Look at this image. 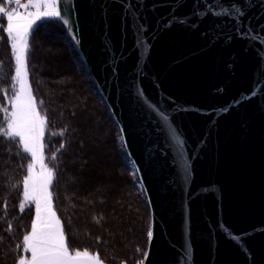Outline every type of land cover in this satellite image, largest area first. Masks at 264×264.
<instances>
[{
	"label": "water",
	"instance_id": "obj_1",
	"mask_svg": "<svg viewBox=\"0 0 264 264\" xmlns=\"http://www.w3.org/2000/svg\"><path fill=\"white\" fill-rule=\"evenodd\" d=\"M231 3L244 15H218ZM65 8L63 26L147 198L153 236L143 264H264V0ZM161 111L182 133L187 179Z\"/></svg>",
	"mask_w": 264,
	"mask_h": 264
},
{
	"label": "rangeland",
	"instance_id": "obj_2",
	"mask_svg": "<svg viewBox=\"0 0 264 264\" xmlns=\"http://www.w3.org/2000/svg\"><path fill=\"white\" fill-rule=\"evenodd\" d=\"M26 2L21 0L22 4ZM0 21L6 26V17H0ZM52 53H57L56 57H52ZM81 61L58 23L49 24L34 35L30 82L34 95L44 101L50 123L45 143L59 136L51 133L66 130L59 136L58 144L63 143L66 147L60 150L59 146H53V153L47 154L46 144L45 156H57L58 152L70 154L64 161L66 169L61 176L62 183L58 180L62 199L58 204L54 198V206L71 248H87L85 246L92 241L91 232L95 231L99 238L93 249L87 248L90 252L100 251L101 258L109 260L110 264H141L149 232L147 198L133 163L123 149L121 132L111 122L106 106L91 82V75ZM62 69L66 74H62ZM7 106L10 110L9 102ZM105 158L112 161L108 163ZM7 166L9 164L4 163L3 169ZM32 207L31 220L35 215ZM27 231H30V224L22 236ZM74 242H78L79 248L73 247ZM21 254L20 251L18 256ZM1 258L2 255L0 264H5Z\"/></svg>",
	"mask_w": 264,
	"mask_h": 264
},
{
	"label": "snow or ice",
	"instance_id": "obj_3",
	"mask_svg": "<svg viewBox=\"0 0 264 264\" xmlns=\"http://www.w3.org/2000/svg\"><path fill=\"white\" fill-rule=\"evenodd\" d=\"M65 3L66 0H27L23 4L21 0H0V17H6V28L0 31L6 33V41L10 45L14 60L12 83L5 90L10 110L8 107L2 109L6 127H0V137L14 141L24 154L29 155L31 162L25 168L21 184L13 187L22 188L19 211L23 213L26 208L31 209L34 206L35 212L30 231L23 235L22 243L16 245L23 253L17 257L16 264H105L99 252L70 247L64 224L54 206V188L59 174L57 156H45V133L50 123L44 109V101L38 100L34 95L30 82V56L34 35L49 24H70V19L66 18ZM218 15L238 17L244 13L236 3H231L227 6L221 4ZM72 39L78 44L75 36ZM260 80H264V71L260 73ZM160 120L161 130L176 142V163L187 179L190 176V164L185 159V141L182 133L167 113L161 111ZM65 131L53 132L51 135L63 136ZM65 147L62 143L59 149ZM4 210L7 211L6 201ZM11 228L12 225L9 224L7 230L11 231ZM148 236L151 239L153 233L150 231Z\"/></svg>",
	"mask_w": 264,
	"mask_h": 264
},
{
	"label": "trees",
	"instance_id": "obj_4",
	"mask_svg": "<svg viewBox=\"0 0 264 264\" xmlns=\"http://www.w3.org/2000/svg\"><path fill=\"white\" fill-rule=\"evenodd\" d=\"M59 26L62 28L63 33L66 35L71 47L74 49L76 54L79 55V53L73 46L64 26L62 24H59ZM2 28H6V26H4L3 22L1 23L0 21V29ZM0 38H2L0 39V127H6V123L3 119L2 109L4 107H8L7 106L8 99L6 98L5 90H7L12 83L11 77L14 75V60L11 54L10 45L6 41V33L0 31ZM81 63L84 66V62L81 61ZM86 72L89 73L87 69ZM91 78L92 77H90V79ZM91 82L93 83L96 91L98 92L100 98L102 99L103 104L106 106V109L111 118L110 119L111 122L115 124V126L120 132V129L117 123L115 122L107 103L105 102L103 96L99 92L94 80L91 79ZM62 140H64V137L62 138ZM59 142H60L59 136L52 139L51 142H46L48 148L47 154L53 153L52 147L59 146L58 145ZM122 145L125 154H127L123 143ZM69 155L68 154L65 155V153H61V152L57 153L56 164L57 167L59 168V175L56 182L57 186L54 188V192H55V200L56 202L58 201V204L59 201L62 199L58 180H60V183H62L63 178L61 176H63V172L66 169L64 165V161L65 159L68 160ZM28 161H29V156L22 152L19 145H17L14 141H9L6 137H0V162H1L0 171L2 169L1 171L2 174L0 175V247H1L0 255H2L1 260L4 261L5 264H14L15 257L18 256V254L20 253V251L16 248V245L22 243L23 236L21 233L25 232V230L29 226L31 216L33 214V207H31V209L26 208V210L23 213L19 211L18 204L21 201L20 199L22 194V188L13 187L14 185L21 184L22 178L25 175V168L28 164ZM4 163L9 164V166L5 167V169H3ZM5 201L7 202V211L4 210ZM147 211L149 214V232H150L151 214L148 204H147ZM9 224L12 225L11 231L7 230ZM87 231H89V229H87ZM96 235L97 233H95V231L91 232L92 241L89 243L87 242L88 244L87 245L85 244L86 245L85 247L93 249V245L97 244L98 241L97 239L99 238ZM148 242H149V236H147L145 249L141 257V264L143 263L147 252ZM74 243H73V247L79 248L80 245L78 244V242H74ZM95 249H97V247ZM105 263L110 264V261L105 260Z\"/></svg>",
	"mask_w": 264,
	"mask_h": 264
},
{
	"label": "bare ground",
	"instance_id": "obj_5",
	"mask_svg": "<svg viewBox=\"0 0 264 264\" xmlns=\"http://www.w3.org/2000/svg\"><path fill=\"white\" fill-rule=\"evenodd\" d=\"M62 52H63V51H62ZM53 53H54V52H53ZM53 53H52V55H53ZM63 53H64V52H63ZM56 54H57V53H55V55H56ZM61 54H62V53L60 52V55H61ZM52 55H51V56H52ZM55 55H53L52 57H54ZM55 57H56V56H55ZM59 57H60V56H59ZM57 59H58V58H57ZM52 60H53V59H52ZM59 60H61V57H60ZM58 63H59V62H58ZM56 64H57V61H56ZM58 65H60V63H59ZM63 65H64V64H63ZM63 65H61V66H63ZM66 65H67V64H66ZM56 66H57V65H56ZM57 67H58V66H57ZM59 67H60V66H59ZM64 67L67 68V66H63V68H64ZM60 68H61V67H60ZM57 69H59V68H57ZM68 69H69V68H68ZM68 69H67V70H68ZM62 70H63V69H62ZM58 71H59V70H58ZM61 72H62V74H63V72L65 73L66 71L63 70V71H61ZM67 72H69V70H68ZM59 73H60V71H59ZM65 74H66V73H65ZM90 77H91V76H90ZM91 79H92V78H91ZM65 82H66V81H65ZM67 82H68V81H67ZM88 117H89V116H88ZM110 156H111V155H110ZM105 159H106V158H105ZM109 161H112V160H109ZM109 161H107V159H106V162L109 163ZM102 162H103V161H102ZM113 162H114V161H113ZM114 163H115V162H114ZM100 164H101V163H100ZM105 165H106V163H105ZM108 165H109V164H108ZM112 165H113V164H112ZM103 166H104V163H103ZM80 167H81V166H79V170L81 169ZM110 167H111V166H110ZM114 167H115V166H114ZM114 167H113V168H114ZM83 168H84V167H83ZM99 168H100V167H99ZM105 168H106V167H105ZM85 169H86V168H84V171H85ZM97 169H98V168H97ZM101 169H102V168H101ZM108 169H109V168H108ZM79 170H77V173L79 172ZM82 170H83V169H82ZM112 170H113V169H111V171H112ZM84 171H83V172H84ZM97 171H98V170H97ZM101 171H102V170H101ZM79 173H81V172H79ZM117 173H118V172H117ZM105 174H106V173H105ZM97 175H98V174H97ZM109 175H110V174H109ZM109 175H108V177H109ZM112 175H113V173H112ZM116 175H117V174H116ZM98 176H99V175H98ZM104 176H107V174L104 175ZM104 176H103V178H105ZM113 176H114V175H113ZM113 176H112V177H113ZM117 177H118V176H117ZM120 177H121V174H120ZM122 177H124L123 174H122ZM98 178H99V177H98ZM100 178H101V177H100ZM109 178H110V177H109ZM109 178H108V179H109ZM112 179H113V178H112ZM112 179H111V180H112ZM124 179H125V178H124ZM116 180L119 181V179H117V178H116ZM120 180H121V178H120ZM122 180H123V179H122ZM103 181H104V180H103ZM113 181H114V180H113ZM118 181H117V183H118ZM120 182H121V181H120Z\"/></svg>",
	"mask_w": 264,
	"mask_h": 264
}]
</instances>
